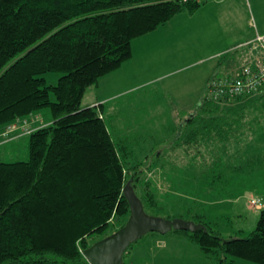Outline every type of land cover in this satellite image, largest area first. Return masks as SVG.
<instances>
[{
  "label": "trees",
  "instance_id": "1",
  "mask_svg": "<svg viewBox=\"0 0 264 264\" xmlns=\"http://www.w3.org/2000/svg\"><path fill=\"white\" fill-rule=\"evenodd\" d=\"M203 3L0 0V131L4 129L0 134L4 138L19 136V126L12 130L16 121L44 110L52 118L31 132L21 130L28 135V160L0 159V264H90L84 250L117 232L130 216V205L123 193L128 182L147 214L205 225L197 232L173 230L168 234L181 235L198 244L211 264H264V208L255 229L230 235L213 226L203 214L165 213L158 204L161 191L151 181L142 182L146 178L144 170L158 164L164 174L152 175L176 179L180 189L187 184V178L169 174L171 169L184 171V165L129 162L125 146L103 116L104 104L83 105L85 94L98 86L101 77L132 58L135 38L154 31L179 13H194ZM243 49L237 48L234 54L249 60L251 53ZM48 72L61 74L57 84L47 83L44 74ZM216 78H220L217 71L207 86ZM249 96L252 95L239 97H245L243 105L255 100ZM219 108V103L206 95L195 115L185 119L176 133L179 140L185 144L192 134L189 126L204 121L209 128H199L196 133L210 137L222 132L226 135L222 138L224 145L236 143L239 135L241 140L248 122L243 107L230 105L223 111ZM219 121L225 130H216ZM234 121L242 129L236 130ZM202 138L196 136L194 148L185 145L181 149L185 153L195 149L198 155L205 151L204 143L198 141ZM163 150L160 147L156 152L166 153ZM232 151L224 148L221 155L214 156L219 157L215 161L214 157L200 154L199 171H209L211 175L214 168L219 172L223 156ZM211 165L214 167L209 169ZM193 196L188 199L192 201ZM197 208L202 211L201 205ZM147 235L128 247L125 264L132 247Z\"/></svg>",
  "mask_w": 264,
  "mask_h": 264
},
{
  "label": "crops",
  "instance_id": "2",
  "mask_svg": "<svg viewBox=\"0 0 264 264\" xmlns=\"http://www.w3.org/2000/svg\"><path fill=\"white\" fill-rule=\"evenodd\" d=\"M245 18L248 21V27L242 23V20ZM253 21L255 22V27L252 25ZM172 23L177 25V27H172ZM212 34H215V36H212ZM258 34L264 35V0H212L203 3L193 15L188 12L179 13L154 31L135 38L132 41V58L127 60L128 62L125 61L126 63L124 62V65L122 64L119 69L101 77L98 86L90 88L85 94L83 105L96 106L104 104V107H102L103 116L115 137L125 146V150L129 155V162L134 161V163H138L145 162L146 160L153 162L157 161L159 163L187 162V170L183 171L178 169L176 177L182 176L183 178H187L190 180V184H192L193 179L200 177L207 178L206 175H203L206 171H199L194 165L197 162V156L199 157L200 154H203L205 158L209 156L212 159L216 155H221L224 149L218 150V148L224 146L222 141H225V139L222 140V138L226 135H222L221 132L209 137L210 134L196 133L199 128L207 131L209 125L205 121L203 123L199 122L198 124H192L189 126L192 130V134L185 144L179 140V137H177L178 140H173L172 137H165L164 132L175 135L176 132L180 131L179 129L185 119L195 115L200 101L206 96L208 81L215 71L218 72L220 77H235L239 75L242 68L246 66L244 65L242 67L241 65L243 61L241 55H233L232 53L228 54L229 50H231H226L229 38L231 37L234 40L233 42L240 41L238 43L239 46H237L238 44L235 45L237 49L241 46L244 47L243 45L245 43L253 40ZM207 37L211 38L208 39ZM202 38L203 40H201ZM186 42L187 50L184 52ZM222 48H224V50ZM243 50L251 53V57L249 58L250 61L248 63L251 64V60L256 55V51L249 47H244ZM208 52L210 55L207 56H212L211 54L216 52L218 55L217 57L215 56V60L212 61L214 62V64H212L213 67L208 66V64L212 63L210 62L206 64V66L200 68L202 78L197 91L195 90V87H193L189 92L178 93L175 98H172L173 101H170L167 105L160 106L159 108L153 106L148 107L144 100L146 99V96L149 95L154 97L155 93H147L146 91L150 88L158 89L156 92L157 94L160 90L164 91V88L157 86L158 84L156 81L153 79L149 80L148 77L153 76L152 74L156 73L157 70H163V68L167 69V67L176 65V71H178L177 80L172 78L169 79L167 83L164 82V85H169V88L173 89L185 80L196 78L195 71L192 76H187L189 74H182L181 70H184L182 69L184 62L181 61H185L186 59L189 60L190 56L193 59H196L198 53L203 55L204 53L208 54ZM186 56H189V58ZM201 61L202 60L195 65L205 64V62ZM129 63H131V66H129ZM113 75L118 76L114 78V81L110 85L107 84L105 80ZM185 76L186 78H184ZM147 80L151 83L149 84ZM136 81V85L130 86L132 82ZM130 87H136V89ZM147 87L148 89H146ZM106 88H108L107 92L110 88L116 90L117 93L111 91L113 94L109 95L106 92ZM125 88H128V90L124 91ZM260 90L257 92H262V90ZM141 91L143 92L141 93L139 102L134 104L136 108H131L129 113H127V116L126 110H124L125 117L123 119L121 117L123 113L118 112L116 107L112 106L107 108L108 103L111 104L115 99H118L119 96L124 95L126 92L133 94ZM105 92L106 94H104ZM257 92L255 93L257 94ZM239 97L240 96L230 99L216 100V103H219L221 107L219 110L223 111L226 106L230 105L242 106L245 97ZM43 117L45 121L48 120L47 122L52 120L50 114L46 110L28 118L31 129L32 127L34 128V125L39 121V118L43 119ZM33 118H35V120H33ZM224 127V124L219 121L216 130H225ZM238 127L242 129V125H238L235 121L234 128L238 130ZM123 131H126V135H124ZM16 132H19V136L17 137L4 138L0 134V154L10 151L8 149L9 146L16 145L22 140L18 141L22 136L23 140L21 148L23 149L20 150L18 145H16V149H18V153L26 154V149H28V135H24L20 128L16 129ZM134 132H137L138 134ZM133 135L136 137H131ZM197 135L203 136V138L198 141L199 143H204L203 146L205 147V151H200L198 155L196 154L195 149L191 152H183L181 148L185 145L189 147L193 145V148L195 147V138ZM176 136H178V134ZM164 145L169 146V149L171 150V158L168 153L169 151L166 150ZM214 146L217 147L213 149ZM160 147H163V151L166 153H157L156 149ZM140 148L142 149L139 152L137 159H133L136 151ZM11 151L13 152V150ZM233 152L234 154L236 153L235 148ZM149 155H152V158H149ZM143 158H145V160ZM212 160L215 161V159ZM227 160L229 161V159ZM164 171L165 170L159 167L158 164L154 169L145 168L144 170L146 177L148 175H154V173L162 175L164 174ZM210 192H212V190L206 188V193ZM220 193L221 196L218 197V199L215 200L216 202L212 205L220 204L222 207L223 205H230V208L239 209L240 212L242 214L244 213L246 216H254L255 211L260 213L261 209L264 208V204L259 210L252 209L250 208L251 206H249L250 203L248 199L251 197H257V200H259V195H255L256 193H259L257 190L250 189L239 196H233L231 195L232 193ZM226 195H230V199L229 196L226 197ZM201 201L203 213L199 214H203L207 221L211 223V220L214 219V217L207 216L204 211L207 212L206 207L211 205L212 202L208 196L203 197ZM226 201L228 202L227 204ZM260 201L263 202V200ZM242 205L244 208H240ZM220 214L222 215V213ZM235 218L241 217L233 216L227 218V221L231 220L228 221L229 227L226 228L232 232H245L244 229L237 230L235 228ZM212 225L220 229V227H217L214 223H212ZM125 261L126 264H211L210 260L203 253L198 244L190 241L187 237L176 234L147 235L142 241L132 247ZM237 263L243 264L244 262L238 261Z\"/></svg>",
  "mask_w": 264,
  "mask_h": 264
},
{
  "label": "rangeland",
  "instance_id": "3",
  "mask_svg": "<svg viewBox=\"0 0 264 264\" xmlns=\"http://www.w3.org/2000/svg\"><path fill=\"white\" fill-rule=\"evenodd\" d=\"M204 3H206V2H204ZM191 14L193 15V13H191ZM242 23H243V25L245 24V26L248 27V21L246 18L244 20H242ZM252 25H253V27H255L254 21L252 22ZM172 27L175 28V27H177V25L172 23ZM165 34H167V33H165ZM212 36H215V34H212ZM207 38L210 39L211 37H207ZM201 40H203V38ZM233 41L234 40L230 37L229 41L227 43L226 50L231 49V50H229V52L228 51L227 52L229 54L232 53L233 55H236V54H234V52L236 51L235 45L238 44L240 41H237V42H233ZM237 46H239V44ZM241 47H238V48H241ZM245 48H248V47H245ZM222 49L224 50V48H222ZM186 50H187V42L185 43L184 52ZM223 50H221V51H223ZM220 52H218V53H220ZM207 55H210L209 52H208V54L204 53L203 55H200V53H198L196 59H193L191 56H190V58H192V59H190L189 56H186L187 58H189V60L186 59L185 61H181V62H184L183 66H182L183 67L182 69H184V70H181L182 74H189L187 76H192L193 72L195 71L196 78L185 80L184 82H182L181 84H179L177 87H175L173 89L169 88V85H164V84L167 83L168 80L172 79V78H175L177 80L178 71H176L177 70L176 65L167 67V69L163 68V70L162 69L157 70L156 73L152 74L153 76L148 77L149 80L153 79L154 81H156V83L158 84L157 86L164 88V91L160 90V92L158 94L156 93L158 89H156V88L148 89V87L146 88V89H148L146 91L147 93H155L154 97H152L150 95L146 96V99L144 101L148 105V107L153 106V107L159 108L160 106L167 105L170 101H173L172 98H175V96L178 93L189 92L190 90H192L193 87H195V90L197 91L199 89L200 81L202 78V76L200 74V68L203 66H206V64L214 61L215 56L217 57L218 54L216 52L214 54H211L212 56H207ZM139 59H138V61H139ZM253 59L251 60V62H253ZM200 60H202L201 62H205V64L195 65L196 63H199ZM249 61L250 60H247V57L245 59H243L242 64H241L242 67L244 65H247L249 63ZM192 63H194V64H192ZM212 64H214V62H212L211 64H208V66L213 67ZM129 66H131V63H129ZM134 68H135V66H134ZM126 70H127V67H126ZM127 74H129V73H127ZM60 76H61V74L58 72H48V73L44 74V77L46 78L47 83L49 85L57 84ZM117 76L118 75H113L110 78H107L105 80V82L110 85L114 81V78H116ZM184 78H186V76ZM148 82H149V84L151 83L150 81H148ZM136 84H137V81L132 82L130 84V86L136 85ZM130 88L136 89V87H130ZM107 89L108 88H106V92H107ZM120 89H123V88H120ZM126 90H128V88L124 89V91H126ZM111 91L113 93L116 92V90L109 88V91L107 93L109 95L113 94V93H111ZM106 92L104 94H106ZM142 92L143 91L135 92L133 94L126 92L124 95L119 96L118 99H115L111 104L108 103L107 108L112 107V106L116 107V110H118V112L123 113L121 115V117L123 119L125 117L124 110H126V116H127V113H129L131 108H136L134 106V104L139 102V100H140L139 98H140ZM257 94L253 93V94L245 95V96L252 95V96H249V98H253L255 100H253L251 102V104L242 105L243 110H244L245 114L247 115V121L248 122H247V127L244 129L245 132H244L241 140H240V135H239V136H236V138H235L237 141L236 143H231V144H227V145L220 146V147L218 145V147H219L218 150L224 149L226 147L230 150H234V148L236 150L235 154H234L235 151L234 152L232 151L231 153L228 154V156H223V160L220 161L219 172L214 171V168H213L214 166L211 165L209 167V169L213 168V172L211 175H210L211 172H209V171L205 172V173H203V175H206L207 178L203 179L200 177V178L193 179L192 184H190V183L188 184V182H190V180L186 179L187 184H184L183 187H181L180 189H177L179 187V184H177L176 179H173V180L172 179H168V180L158 179L155 176H151V175H148L146 178L142 179V182L145 184L148 181L153 182L154 186L156 187V190L161 191L160 194H158V201H159L158 204H159V207L165 213L181 212L187 216H188V214L190 216V214H192L194 212L195 213H203V211L198 209L197 206L201 205V203H202L201 200L203 199V197L208 196L212 203H211V205L206 207L207 212L204 211V213L207 216L214 217V219L211 220V224L214 223L217 227H220V229L223 230L226 233V235H230V233H234V232L230 231L228 228H226V227H229L228 221L231 220L230 219L227 221V218H230L233 216L234 217H241V218H235L234 219V226L237 230L238 229H244L245 232H250L253 229H255L257 222H258V219L260 217L259 212L255 211L254 216L253 215L246 216V215H244V213L242 214L239 209L230 208V205H223V207H222V205H220V204H216V205H212V204H214L216 202L215 200L221 196L220 192L226 193V194L232 193L231 195H233V196H239L242 193H245L246 191H248L250 189H254V190L259 191V193H256L255 195H259L258 197L262 198V199L259 198V200H263L262 204H264V89H262V92H260V93L257 92ZM114 95H116V94H114ZM259 95H262L263 98ZM100 97H102V96H100ZM142 103H144V102H142ZM96 106L98 107L99 105H96ZM239 113H241V111ZM116 115L118 116L117 113H116ZM232 118H236V116H232ZM33 120H35V118H33ZM43 120H44V117H43V119L39 118V121L37 123H35L36 125H34V128H38L39 126L44 125L48 121V120L47 121H45V120L43 121ZM15 124L17 126H19L20 130H22V129L24 130L26 128V126L28 128H30V130H34L33 127L31 129L30 122H29L28 118L16 121ZM3 130H1L0 133L4 132ZM123 132H124V135H126V133H125L126 131H123ZM134 133H137V132H134ZM139 133H149V132H139ZM176 133H175V135H176ZM171 134L172 133L164 132L165 137H168V138L172 137L173 140H178L177 136H175L173 134L171 136ZM24 135H27V134H24ZM131 137H136V136L133 135ZM21 139L23 140V136H22V138L18 139V141ZM22 140L16 144L19 146L18 148L20 150L23 149V148H21ZM16 145L9 146L8 149L10 151H8L6 153H1L0 159L4 160V161H9V162L28 160V158H29L28 149H26V154L25 153L20 154V153H18V149H16ZM215 147H217V146H214L213 149H215ZM165 148L167 151H169L168 153H169L170 158H171V150L169 149V146L167 145V146H165ZM141 149L142 148H140L136 151V154L133 157V159L134 158L137 159V156H138L139 152L141 151ZM239 149H241V151ZM11 150H13V152ZM151 156L152 155H149V158H152ZM145 158H143V159L145 160ZM218 158L219 157H214V159H218ZM227 158H229V161L227 160ZM196 163L194 165H195L196 169L199 170L201 166L198 163L197 164ZM180 164L184 165L185 170H187V167H188L187 162H183ZM167 165H169V163H167ZM176 172H177V170L171 169V173L169 175H171V177H172V175H175ZM183 180H178V181L182 182ZM141 185L143 187V184H141ZM141 188H139V189L141 190ZM206 188H209V189L211 188L212 192L206 193ZM193 195H195V196H193ZM191 196H193L192 201H191V199H188V197L191 198ZM228 196L230 199L231 196L226 195V197H228ZM195 199H197V200H195ZM253 199H257V197L256 198L251 197L250 199H248V201L250 203L249 206H251L250 208L259 210L260 204H259V207L254 205ZM227 203L228 202L226 201V204ZM222 208H223V210H222ZM240 208H244L243 205ZM177 210H179V211H177ZM220 213H222V215ZM256 217H257V219H256ZM215 219H217V220H215ZM217 223H218V225H217Z\"/></svg>",
  "mask_w": 264,
  "mask_h": 264
},
{
  "label": "water",
  "instance_id": "4",
  "mask_svg": "<svg viewBox=\"0 0 264 264\" xmlns=\"http://www.w3.org/2000/svg\"><path fill=\"white\" fill-rule=\"evenodd\" d=\"M123 193L130 205V216L117 232L85 250L84 255L90 264H125L124 255L128 247L150 233L164 235L173 230L197 232L205 228L201 223L184 218L166 219L147 214L130 182L125 185Z\"/></svg>",
  "mask_w": 264,
  "mask_h": 264
},
{
  "label": "built area",
  "instance_id": "5",
  "mask_svg": "<svg viewBox=\"0 0 264 264\" xmlns=\"http://www.w3.org/2000/svg\"><path fill=\"white\" fill-rule=\"evenodd\" d=\"M198 2H208L212 0H196ZM217 1V0H213ZM244 47L252 48L256 55L251 64L242 68L236 77L216 78L208 85L207 96L214 100L232 98L245 94H253L264 87V35L258 34L253 40L245 43ZM12 130L18 128L12 126ZM26 131L31 132L26 126ZM253 204L260 208L262 201L253 199Z\"/></svg>",
  "mask_w": 264,
  "mask_h": 264
},
{
  "label": "bare ground",
  "instance_id": "6",
  "mask_svg": "<svg viewBox=\"0 0 264 264\" xmlns=\"http://www.w3.org/2000/svg\"><path fill=\"white\" fill-rule=\"evenodd\" d=\"M237 76H238V75H237ZM232 77H233V76H232ZM235 77H236V76H235ZM220 78H225V77H220ZM206 89L208 90V86H207ZM206 95H207V94H206ZM240 96H242V95H240ZM207 97H208V96H207ZM237 97H238V96H237ZM208 98H209V97H208ZM232 98H234V97H232ZM210 99H211V98H210ZM223 99H230V98H223ZM31 131H32V130H31ZM123 190H124V188H123ZM96 242H97V241H96ZM93 244H94V243H93ZM93 244H92V245H93ZM92 245H91V246H92ZM91 246H90V247H91ZM87 249H88V248H87ZM84 252H85V250H84ZM84 256H85V255H84ZM85 258H86V257H85Z\"/></svg>",
  "mask_w": 264,
  "mask_h": 264
}]
</instances>
